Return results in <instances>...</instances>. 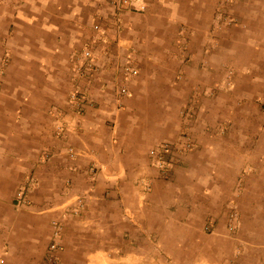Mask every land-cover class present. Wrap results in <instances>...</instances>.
I'll list each match as a JSON object with an SVG mask.
<instances>
[{
	"label": "rangeland",
	"instance_id": "1",
	"mask_svg": "<svg viewBox=\"0 0 264 264\" xmlns=\"http://www.w3.org/2000/svg\"><path fill=\"white\" fill-rule=\"evenodd\" d=\"M118 2L0 0V264H264V0Z\"/></svg>",
	"mask_w": 264,
	"mask_h": 264
},
{
	"label": "built area",
	"instance_id": "2",
	"mask_svg": "<svg viewBox=\"0 0 264 264\" xmlns=\"http://www.w3.org/2000/svg\"><path fill=\"white\" fill-rule=\"evenodd\" d=\"M127 2H128V0H122V4L118 2L117 6L119 4L121 6H123ZM142 7L143 6H141V8ZM94 27L97 28L98 27L97 24ZM82 55H83L84 58L87 59L86 67H85L84 71L82 70V73L83 74H89L90 73V69H92V66H95V63L93 62L92 52H91L90 49L84 48L83 51H82ZM96 68H94V69H96ZM125 69H128V67H125ZM76 96H77V91L72 92V98L74 99ZM53 246H54V244L51 245V248H53ZM47 264H56V255H55V253L52 250L49 251V254H48V257H47Z\"/></svg>",
	"mask_w": 264,
	"mask_h": 264
},
{
	"label": "crops",
	"instance_id": "3",
	"mask_svg": "<svg viewBox=\"0 0 264 264\" xmlns=\"http://www.w3.org/2000/svg\"><path fill=\"white\" fill-rule=\"evenodd\" d=\"M72 3H75V2H72ZM71 7V5H69L67 8H65V9H62V13L66 16V14H67V11H68V16L70 17V18H73V16L75 15L76 16V14H77V6L75 5L74 7H72V9H69ZM75 13V14H74ZM38 16V15H37ZM39 17H41V19H39V22L42 20V19H44L45 17H44V15L43 14H39ZM135 17V16H134ZM133 17V18H134ZM17 24V23H16ZM41 24V23H40ZM43 26H45V27H47V28H50L51 26L50 25H47V24H45V23H43ZM53 27H55L54 25H53ZM56 28V27H55ZM73 33H76L77 31L76 30H74V31H72ZM72 39H74V37L72 38Z\"/></svg>",
	"mask_w": 264,
	"mask_h": 264
}]
</instances>
